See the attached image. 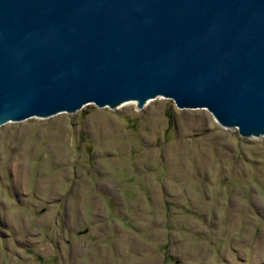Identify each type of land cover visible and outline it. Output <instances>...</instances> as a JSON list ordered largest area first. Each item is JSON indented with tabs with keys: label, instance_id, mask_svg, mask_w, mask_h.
<instances>
[{
	"label": "rangeland",
	"instance_id": "1",
	"mask_svg": "<svg viewBox=\"0 0 264 264\" xmlns=\"http://www.w3.org/2000/svg\"><path fill=\"white\" fill-rule=\"evenodd\" d=\"M0 264H264V135L162 95L6 122Z\"/></svg>",
	"mask_w": 264,
	"mask_h": 264
},
{
	"label": "water",
	"instance_id": "2",
	"mask_svg": "<svg viewBox=\"0 0 264 264\" xmlns=\"http://www.w3.org/2000/svg\"><path fill=\"white\" fill-rule=\"evenodd\" d=\"M159 95L264 135V0H0V125Z\"/></svg>",
	"mask_w": 264,
	"mask_h": 264
}]
</instances>
